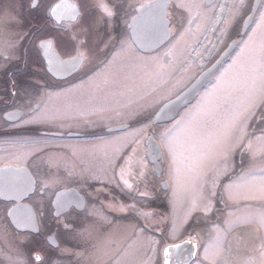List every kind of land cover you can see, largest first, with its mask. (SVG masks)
Masks as SVG:
<instances>
[{"label": "flooded vegetation", "instance_id": "1", "mask_svg": "<svg viewBox=\"0 0 264 264\" xmlns=\"http://www.w3.org/2000/svg\"><path fill=\"white\" fill-rule=\"evenodd\" d=\"M263 5L0 0V264H118L140 247L136 264H193L221 233L218 257L245 264L223 193L238 173L200 227L195 212L175 228L161 137L240 52ZM197 80L175 118L154 120Z\"/></svg>", "mask_w": 264, "mask_h": 264}, {"label": "rangeland", "instance_id": "2", "mask_svg": "<svg viewBox=\"0 0 264 264\" xmlns=\"http://www.w3.org/2000/svg\"><path fill=\"white\" fill-rule=\"evenodd\" d=\"M259 97L263 102L257 115ZM142 106L136 103L134 108ZM161 141L172 185L169 199L175 228L195 212L200 227L210 217V206L217 203L221 181L228 173H238L227 177L223 186L230 205L229 228L240 229L231 239L232 250L238 247L237 255L247 257L245 264H264V9L240 52L193 112L167 129ZM241 227L249 228L245 235ZM217 238L221 242L213 239L205 248L209 257H198L193 264H224L225 260L241 264L240 257H218L225 251L223 234ZM241 239L246 240L245 246ZM143 251L142 247L125 251L121 257L132 260L124 258L118 264H136Z\"/></svg>", "mask_w": 264, "mask_h": 264}, {"label": "water", "instance_id": "3", "mask_svg": "<svg viewBox=\"0 0 264 264\" xmlns=\"http://www.w3.org/2000/svg\"><path fill=\"white\" fill-rule=\"evenodd\" d=\"M198 81L199 80H197V82H194L186 91L182 92L177 98H175V99L167 102L166 104H164V106H162L160 108V110L157 112V114L155 115L154 120H170V119H173L174 117H176L179 109L193 100L198 89L202 86V84L204 82L203 80L200 83ZM184 243L185 242L180 241L179 243L172 244V245L168 246L169 250H171L172 252H174V251L177 252ZM196 249H197V247L195 246L194 248H192V251H194V250L196 251ZM194 258L195 257H184L183 261L178 263V264H188Z\"/></svg>", "mask_w": 264, "mask_h": 264}, {"label": "bare ground", "instance_id": "4", "mask_svg": "<svg viewBox=\"0 0 264 264\" xmlns=\"http://www.w3.org/2000/svg\"><path fill=\"white\" fill-rule=\"evenodd\" d=\"M263 8H264V5H263V7H262V9L261 10H263ZM262 12V11H261ZM252 31V30H251Z\"/></svg>", "mask_w": 264, "mask_h": 264}]
</instances>
